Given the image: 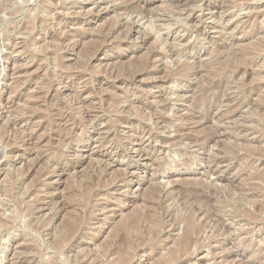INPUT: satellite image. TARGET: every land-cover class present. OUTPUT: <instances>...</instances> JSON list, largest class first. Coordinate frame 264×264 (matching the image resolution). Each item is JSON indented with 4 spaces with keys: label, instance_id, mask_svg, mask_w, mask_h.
I'll return each instance as SVG.
<instances>
[{
    "label": "rangeland",
    "instance_id": "obj_1",
    "mask_svg": "<svg viewBox=\"0 0 264 264\" xmlns=\"http://www.w3.org/2000/svg\"><path fill=\"white\" fill-rule=\"evenodd\" d=\"M11 2L10 6L4 2L0 12V131L13 123L6 135L16 143L8 147L0 141V218L8 223L1 228L5 235L0 234V264L66 263L78 250L84 255L89 249L99 251L101 242H109L117 221L145 209L144 196L150 188L158 189L160 196L172 194L174 198L162 207L174 212L182 211L180 190L191 184L216 192L226 232L216 227L222 237L201 238L205 247L178 264H257L254 254L264 247V224L230 216L234 208L228 201L240 199V205L251 210L241 195L261 197L259 190L245 192L251 185L264 191V182L259 180L264 157L246 154L256 148L264 150V0ZM13 9L17 11L11 14ZM30 20L33 28L26 29ZM114 21L124 25L123 31L106 32L105 41L98 40L97 32ZM256 45H263L258 49L261 52ZM245 47L256 51L244 63L234 62L238 70L227 68L225 75L209 81L212 77L204 67L215 66L218 50L232 55ZM145 58H152L147 67L141 65ZM201 100L213 105L200 108ZM31 105L38 110L33 116L26 113ZM61 107L76 120L83 115V125L71 129L74 139L61 148L62 157L49 156L46 167L53 173L34 182L32 170L41 168L36 157L50 153L43 135L46 120L50 118L54 127L50 139L55 142L59 134L56 113ZM182 119L187 121L182 124ZM242 125L249 130H242ZM106 129L109 135L112 132L109 137L104 135ZM183 134L192 139L214 134L216 140L202 146L182 137L184 145L170 146L172 138L178 141ZM233 143L240 144L233 155L228 154ZM98 171L103 175L102 185L115 181L87 205L91 217L84 224L86 230L57 254L48 246L54 228L68 217L69 210L84 209L68 199L69 186ZM8 176L16 183L10 197L5 195ZM48 216L54 220L46 232L27 227L30 221ZM169 219L164 218L154 248L137 252L131 264H155L168 256L173 239L183 229L180 222L172 229ZM27 244L35 250L32 258L24 252Z\"/></svg>",
    "mask_w": 264,
    "mask_h": 264
},
{
    "label": "bare ground",
    "instance_id": "obj_2",
    "mask_svg": "<svg viewBox=\"0 0 264 264\" xmlns=\"http://www.w3.org/2000/svg\"><path fill=\"white\" fill-rule=\"evenodd\" d=\"M4 2H6V4L8 2L9 6L12 5V3H13V2H11V0H1L0 1V12L4 8V5H5ZM47 5H48V3H47ZM6 7H8V6L6 5ZM16 11H17V9H13L11 11V14L16 13ZM41 11H42V9H41ZM43 17L45 18V16H43ZM175 19H176V17H175ZM184 21H185V19H184ZM117 23L118 22L114 21V22H111V23L105 25L103 28H101L102 30H99V32H97V34H96V36L98 37V40L100 39L101 41H105L106 32L109 33V34L111 33L112 35H114L116 32L121 31L122 29H124V25L117 24ZM26 25H25L26 29H32L33 28V22L31 20L28 21ZM149 27H150V25H149ZM152 27L150 29H153ZM155 28L157 29V27H155ZM34 29H35V27H34ZM77 36L78 35L76 33H73V37L76 38ZM157 40H158V38H157ZM254 44H257V43H254ZM252 47H251V50L250 49L247 50L248 47L247 48L245 47L246 50L240 51V53L238 52V54L235 53V54H232V55H231V53L229 54V53L224 52L223 49L218 50V53H216V55H215V66L211 67L210 65H208V66L204 67L205 72H207L208 75L212 77V78H209V81L211 82V79L215 78L216 76H219V75H222V74L225 75V72L227 71L226 70L227 68L228 69L232 68V70H234V69L238 70L239 67H237V65H234V62H243L244 63L246 58H247V56H248V54L251 51L255 52L259 48L263 47V45H260V46L258 45V47L256 45V47H255L256 50H253L254 48H252ZM263 50H264V48H263ZM258 51H260V50H258ZM87 52H88V50H87ZM153 53L151 52L150 55H152ZM150 55H149V57H151ZM89 56H90V54H89ZM151 59L152 58H145V60L141 63V65L144 66V67H147L148 61L151 60ZM149 63H150V61H149ZM136 67H138V66H136ZM132 69L133 68L129 69V71L133 72ZM135 72L136 71H134V73ZM134 73H132V74L130 73V75H133ZM75 97H76V99L79 100V97H78L77 93L75 94ZM40 99H42V98H40ZM217 99H219V96L215 97V100H217ZM43 101H44V99H43ZM79 104H80V102H79ZM111 104H113V103H111ZM212 105L213 104L211 102H206L204 100H201V101L198 102V107H200V108L202 107L204 109H209ZM111 106L113 107V105H111ZM88 109H90V108H88ZM88 109H86V110H88ZM36 111H38L37 107L35 109L33 107V105H31V106L28 107V111L26 113L29 114V116L30 115L33 116ZM86 112H90V111H86ZM56 115H57L56 122H58V124H57L58 127H56V128H57V130H59L58 131L59 134L56 137V141L52 142L51 139H50L51 138V134L50 133H51V131H52V129L54 127H53V125H51L52 123H51L50 118H48L46 120L47 122L45 123L46 127L44 128L43 135L46 136V138H47V141H46L47 142V150L46 151H49L50 153L48 154V156L46 155V157H44V158H39V157L37 158L36 157V160L34 158V160L37 161L36 162L37 164H41V168L39 167L40 168L39 170H34V169L32 170L33 171L32 175H36V177H34V176L32 177V178H34L33 179L34 182H36L37 179L39 180V178L42 177V176H45V175H47L49 173H53V171H49L50 166H49V169L46 167L47 166V161L49 159V156L55 157V159L62 157L64 155V153L61 150V148L64 145L69 144V142H71L74 139V135H73L74 133H71V129L73 127L77 126V124H79L80 126L83 125L84 118L82 117L83 115L81 116V114H80L79 120H76L74 117H71L69 114H66L64 111H62V107H61L60 110L58 109ZM88 117H90V116H88ZM142 117H143V115L140 116V119ZM66 119H68V120H66ZM88 121H90V120H88ZM186 121H187V119H185V120L182 119L181 123L183 124ZM12 126H13V123H11V122L7 123L5 126H3V129L0 131V141L5 143L8 147H10L12 144L16 143V139L15 138H14V140L12 142V139H10L8 137V135H6L7 132L9 131V129H12ZM242 126H243L242 130H245V131L249 130V127H245L244 125H242ZM108 131L109 130H107L104 133V135H106L107 137H109L111 135V133H112L111 132L110 135H109ZM52 136H54V135H52ZM182 137H185L186 139H190L193 142H197V143H199L202 146L205 145V144H209L211 142H215V140H216L214 134H209V135H206L205 137H202V138H199V139H196V138L192 139L191 135L183 134L182 136H179L178 141H175L176 139L172 138V140H170V143H171L170 146H176V145H179V144H183V141H184L183 139L184 138H182ZM44 140H45V138H44ZM238 144H240V143H236V144L233 143V146L229 150H227L228 154H232L233 155L234 150H235L234 148H236L238 146ZM33 148H37V146H35ZM39 149H40V147H39ZM245 149H243V150H245ZM246 154H248L249 157H254V156H263L264 157V150L263 149L260 150V149L256 148L254 151H246ZM212 161L216 162V159L211 160V162ZM48 162H50V160ZM158 165H160L159 167H161V164H158ZM164 168H166V167H164ZM260 174H261V176L259 177L260 179L259 178L258 179L261 180L262 182H264V172L260 173ZM19 176L21 177L20 178V180H21L23 178V173L19 174ZM7 178H8V180L6 181V183H8V185L6 184L7 189L5 191V195L10 197V195H12L13 190L15 189L14 188L15 180L14 181L13 180L10 181L11 180L10 176H8ZM102 180H103V175L101 174L100 171H98V172H95V174H88L87 173V175H85V178L83 180H80V181L76 180L77 182H75V183L73 182V184H70L69 192H68L69 193L68 199L70 200V202H73V206L74 205L81 206L84 209L82 211H79V212L77 211V213H75V210H76L75 208H74L75 210L74 209L72 210V211H74V213H70L71 210H69L68 217H65L67 214L65 216H64V214H62L65 217V219H63V220L60 219L62 221V222H60L61 225H58V227L54 228V230H53L54 235H52L53 237L50 236L51 239L49 238L50 240H49V245H48V246L52 247L57 254L63 253L64 250H65V247L68 246V245H71L72 241L74 240V238L79 233H81L83 231L84 226H85L84 224L86 223V221L89 219V216L91 215V211L89 210V208L87 209V205L89 204L91 199L94 198L95 196L97 197V195L99 194V192L102 191L103 188H105V187H107L109 185H112V183H114V181H115L114 179H111L108 182H106L104 185H102ZM16 181H17V179H16ZM191 185H189V186L185 185V187L183 186L184 188H182L180 190V193L183 194V197H182L183 198L182 199V202H183L182 204L183 205H181V206H183V207H181L182 211L175 208L176 211H174V212L168 211V208L167 209L165 208V210H164V208L162 207L163 203L166 202V200L172 198L173 195L168 193L167 195L163 194L162 196H160V195H158L159 194V192L157 191L158 189H156V191H155L154 189L150 188L146 192V194L144 196L145 197V203H143V204H145V206H144L145 209L143 208L144 209L143 211L138 212V213H136L134 215H131L128 218L124 217L119 222L117 221V223L111 229V232H110L111 236L109 237L110 240H108L109 242H105V243L103 242V244L101 242L100 245H102V246H99L101 248V250L97 251L98 249H96V250L93 249L95 251L94 252V251H92V249H89V254L88 255L87 254L84 255L83 253H85V252H83L82 254L77 253L79 251L78 250L76 253H74L71 257H69L67 259L68 264H131V261H132V259L134 258L135 254L137 252H139L140 250H145V249L152 250L154 248V244L157 241V239L161 238L162 229H163L162 228L163 227V221H164V218H167V217L170 218L169 220L173 223V225H172L173 228L172 229H174L177 226L175 224L176 222L182 223V225H183L182 234L178 235L176 238L173 239V247L171 248V246H170V248L168 249V256L166 258H164V257L162 258L161 257L160 259H157V261H155V264H178L179 261H181L183 259H187L191 255H193L195 250H198L201 247H205L204 243H200V239L201 238L211 239V238H216V237H219V236L222 237L223 234L221 235L219 233L220 230H219V232L218 231L216 232V229H217L216 227L221 228L223 233L226 232V228H225V226L222 225L221 218L219 216V212H220V208H221L220 204H222L221 201L219 200L220 198L218 197V195L216 194V192L212 188H209V187L205 188L204 187L205 188L204 189L203 187H201L203 189H200V188H196L197 185L195 186V184L193 186H191ZM257 187H258L257 185L248 186V188L245 190V192H248V191L251 192V190H259L260 193L262 192L261 193V197L257 198V196L255 197L254 195H253L254 196L253 197L250 192L249 193L251 195H248V194L245 195L244 194V195H241V197H240V198H242L245 201L246 204H249V205H251L253 207V208H251V210L243 208L240 205V203H239L240 199H232L231 198L232 195H228V197H230L232 200L228 201V199H227V201L229 203H231L232 206H233L232 208H234L233 209L234 211L229 213L230 216H232V217L233 216H235V217H243V218L248 219L251 222L252 221L253 222H255V221L259 222L260 221L262 224H264V191L260 188V186L258 188ZM147 189H148V187H147ZM203 190L206 191V192L203 193L204 192ZM260 190H262V191H260ZM144 191H146V190H144ZM15 192H17V191H15ZM26 193L27 192L25 191L23 194H26ZM252 193H253V191H252ZM29 195L33 196L34 194L31 193ZM228 197H226V198H228ZM217 198H219V199H217ZM214 201H215V203H213ZM244 201H241V203L242 202L244 203ZM65 202H63L62 205H65ZM228 202H226V203H228ZM30 210H32V209H30ZM78 210H80V209H78ZM178 210L181 211L180 214L178 213ZM199 216L201 217V219L198 221L195 218H197ZM48 217L49 218L44 219V220L37 218V220L35 219L36 221L34 220L35 222L34 221H30V223L27 225V227L32 228L31 230H34L36 232H40L42 230H44V232H46V228L49 227L51 225V221L54 220V216H48ZM115 222H116V220H115ZM7 224H8L7 221H5L2 218H0V234L3 233V231H4V230H1V228L6 227ZM112 224H114V222ZM84 230H86V229H84ZM4 233H3V235H5ZM109 234H108V236H109ZM164 238H163V240H165ZM219 241H221V240H219ZM161 244H163V243L161 242ZM25 248H26V250L24 252L26 254H31V258L34 257L33 255L35 254V252H34L35 250L33 251L31 249V246L28 245V244L25 245ZM71 248H72V246H71ZM155 255H157V254L155 253ZM158 255H159V253H158ZM254 255H255V262L257 264H264V247L263 248H259L258 250H256ZM66 256L68 257V255H66ZM86 256L87 257L89 256V257H88L87 260H84V257H86ZM109 256H111L110 257L111 259H108ZM53 258H55V257H53ZM101 258H102L101 263H98L99 262L98 259H101ZM103 258H105V259H103ZM154 258H156V257H154ZM67 262L65 263V261H64V263H61V262H58L56 260L55 261L51 260L50 262H48V264H67ZM34 263H36V262H34ZM153 263H151V264H153Z\"/></svg>",
    "mask_w": 264,
    "mask_h": 264
}]
</instances>
